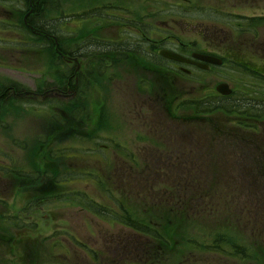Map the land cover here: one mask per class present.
<instances>
[{
	"label": "flooded vegetation",
	"instance_id": "1",
	"mask_svg": "<svg viewBox=\"0 0 264 264\" xmlns=\"http://www.w3.org/2000/svg\"><path fill=\"white\" fill-rule=\"evenodd\" d=\"M18 1L28 10L23 18L24 30L32 33L36 31L34 34L42 41L39 43L41 47L48 48L56 60L51 77L58 76L54 74L58 73L56 69L60 65L66 68V74H63L61 78L65 86L63 90L65 97L62 98L64 101H69L78 95V90L73 92L70 90L72 82L75 84L72 87L78 88L89 77L84 76V69L90 66V62H86L85 58L97 55L98 53H93L102 49L113 51V57L107 60L114 69L113 73L105 74L103 78L112 83V92L117 99L126 101L127 118L120 122L122 125L118 124L116 118L115 124L108 131H105L102 126L98 127V123L71 121L68 117L52 132L49 128H45L41 135L45 140H39L40 143L34 155L35 169L24 173L15 169H5L2 175L0 174V221L8 226L16 227L24 224L35 226L37 229L40 226H68L70 216L76 212L77 216L91 217L87 220L91 225L97 222V226L103 224L129 230L130 225L136 222L138 226L154 229L156 227L154 222L134 220L136 207L132 203L133 178L131 176L124 179L120 173H111L108 170L103 173L82 163L88 158L98 157L100 164L105 163L109 168L110 163L114 161L126 163L132 168L133 163L148 160L150 155H146L145 147L149 146L158 151L157 155H151L155 161L191 160L192 158L186 155L191 150L192 142L183 137L188 133L185 125L192 126L195 114L192 117L186 113L182 115V107H185L182 96L186 93L183 89L188 84L192 89H197L196 73L199 71L206 70L203 72L216 77L217 74L220 75L219 68L230 65L227 64L229 58L220 53H227V49L222 48L219 52V49L212 46L210 42H207L206 46L199 47L197 40L184 39L182 32L185 30L186 33L194 35L193 28L209 22L206 24L208 31H214L218 36L223 33L253 36L255 43L258 42L259 45L264 46V41L258 39L264 35V0H241L238 7L241 13L235 15L237 23L213 18L204 19L196 12H190V18L182 17L181 13H174L173 16H168L166 21L158 22L165 24L156 25L151 23V20L161 18L163 12L161 15L155 12L150 14L149 10L145 11L146 7L140 12L131 10L130 18L116 14L109 15L106 23L115 25L116 34L115 39L104 46L99 38L102 37V30L97 31L101 14L96 9H90L72 16V19L77 22L73 23L76 24L73 31L76 38L80 37V45H82L75 51H71L67 46L66 43L70 44L69 40L65 41V36L67 38L70 32L64 29L65 24L59 25V21L64 19L50 21L51 23H46L47 25L43 28H40L39 22H34L39 18L37 11L40 1L44 6L48 4L46 0ZM223 1L226 0H216L217 8L209 7L208 9L220 12L218 2ZM60 6V0H51V7H55L56 12ZM233 9L237 7L234 6ZM96 17L99 20H95ZM91 21L95 25L87 27L92 23ZM213 22L217 24L213 25ZM220 23L223 25H218ZM79 24L83 27L80 28ZM181 24L185 25L186 29L180 30ZM161 25H167V27L162 28ZM91 29H96L93 31L97 33L91 35ZM123 36L126 37L125 40L122 39ZM79 50L80 53H78ZM162 50L176 53L191 60V63L182 64L166 59L160 55ZM119 52H124V56L119 57L121 56ZM195 54L220 57L223 59V66L218 67L196 60L193 58ZM83 56L85 58L81 60ZM231 61L237 64L234 57ZM242 66L248 74L253 75L259 72L249 64ZM92 70L94 73H99L101 67L96 65L89 69V71ZM222 82L225 81L220 80L219 83ZM212 96L213 90L209 93V97ZM171 97L176 99L175 102L170 101ZM116 108L122 110L121 104ZM120 125L122 127H118ZM70 135H74L72 137L77 139L70 141ZM76 141L83 143L84 146L81 149L93 156H75L74 158L79 161L78 163L72 161L74 163L72 166L67 159L70 149L68 144ZM134 147L141 152H136ZM123 183H125L122 186L124 189L118 187ZM115 188L122 191H114ZM123 191L125 192L122 193ZM7 194H11L9 197L11 201H7ZM118 194L126 195V197L119 200ZM145 207L146 211L149 209L164 211V206L156 203H147ZM157 220L165 224L164 218ZM164 224H158L157 235L145 234L133 228L131 229L136 233L135 237L127 234V236L91 235L94 246L75 245L82 243L85 236L33 235L31 252L33 257L37 258L42 252L43 245L51 243L53 249L49 252L52 254L56 251L58 256L66 260L67 254L71 251H80L93 264H162L166 239L162 228ZM20 239H15L16 245H20L18 242ZM8 242H12V239H8ZM67 242L76 243L68 246ZM151 242H158V244L163 242V246H156ZM38 244H42V247H37Z\"/></svg>",
	"mask_w": 264,
	"mask_h": 264
},
{
	"label": "rangeland",
	"instance_id": "2",
	"mask_svg": "<svg viewBox=\"0 0 264 264\" xmlns=\"http://www.w3.org/2000/svg\"><path fill=\"white\" fill-rule=\"evenodd\" d=\"M46 1L48 3V8L44 7L40 1V5L37 11L39 18L35 19L34 22H40L42 20L50 22L58 20L59 18L64 19L63 21H59V25L61 26L65 24L64 29L70 32L67 35V38L65 36V41H67V39L69 40L70 44H66L71 51H75L78 47L82 46L80 45V37L76 38V34L73 31L74 27H76V24L73 23H75L76 21L72 19V16L77 15L83 11H87L90 9H96V11H99L98 8H101L102 13L100 14H104V12H108L107 10H103L104 8H112L114 10L108 12V15H106V17L116 14L117 16L130 18L129 13L131 10L140 12L146 7L145 11L149 10L150 14L154 12L158 13L159 11L164 10L166 14H171L174 11L182 13L183 16H191L188 13L191 10L190 2H188L189 0H60L61 7L59 8L58 12H56L57 9L55 7H51V0ZM202 1H205L206 3L203 4ZM163 3H165L164 8L162 6ZM240 3L241 0H226L223 2H218L219 9L221 11L216 12L210 11L208 9L209 7L217 8L216 0H193V5L195 7H198V10L196 9L198 11L197 14L200 13L198 15H200L201 17L230 21L231 23H237L235 15L241 13V10L238 9ZM234 6H236L237 9H234L233 11L227 10L232 9ZM21 10L22 7L20 6L18 0H11L9 2L0 0V96L4 94L3 92L6 88L11 87L16 88L18 92L31 91L39 93H44L46 90L51 88L65 89L61 78L63 74H66V68L60 65L56 69L58 73L54 74L58 76L51 77V74L46 73L47 67L42 69V65H44V62H38V60L33 61L30 53L26 51L29 49L30 45L27 46V44L25 43L24 34L20 32L19 29L17 30L18 33H15V28L12 25L17 22V19L15 18L14 14L20 13ZM26 10L27 8L23 9L24 12L22 14V22L23 18L25 17ZM232 14L233 17L229 18V16ZM95 20H99V18L96 17ZM166 20L167 19H163L162 17L155 18L151 20V23L156 25L165 24L158 22ZM99 21H101L100 24H98ZM99 21L96 23L99 26H97V31H99L98 29L102 30V37H99L101 44L103 46L109 45L111 40L115 39V25L105 23L103 21V18ZM204 23L205 24L197 25L196 28L192 29L193 32H195L194 35L186 33L185 30H183V28L186 29V26L181 24L182 29L180 30H183L182 37L186 40H197L199 47L206 46V43L210 42L212 46L214 45L219 49V52L222 48H228L230 51H233V54L231 56H229V54L225 52L220 53L222 55H225V57L229 59L234 57L235 61H239L243 65L249 64L250 66H252V68H255L257 70L259 69V71L264 73L263 45H259L258 42L255 43V41H251L250 39H246L245 42H243L241 41L243 36H240L238 38L232 37L231 34L229 35L224 33L218 36V34L214 33V31H208L206 24H208L209 22ZM215 24H217V22H213V25ZM94 25L95 23L92 22L91 24L87 25V27ZM218 25L223 24L220 23ZM78 26L80 28L83 27L82 24H79ZM160 27L166 28L167 25H161ZM9 28H12V33L9 32ZM93 30L91 29V35L97 33V31L94 32ZM122 39L125 40L126 37L123 36ZM258 39L260 41H264V35H261ZM78 53H80V50ZM95 53L98 54L95 56L92 55L87 58H85L84 56L80 58L81 60L85 58L86 62H90V66L84 69V76L88 75L89 77L79 86L78 95L72 97L69 101H64L60 96L57 97L55 96L56 94H52L51 96L46 97L44 101L38 102L39 104L35 103V101L30 102V104L28 102L24 103L21 101H16L17 98L13 95V93H11V91L7 92L5 96L3 95V101L0 100V110H5L3 116H1L0 114V174L3 173L5 169H15L17 167L19 171H22L29 166L32 158L26 156L25 150L27 149L29 150L28 152H33L32 156L34 157L37 151L36 145L38 136L41 135L45 126L49 125L51 129H54L56 127L54 123L57 116H60L64 120L67 119L66 117L71 118V115L77 112V117L79 115H82V117H84L86 114H90L92 123H98V127L102 126L105 131H108L110 127L115 124L116 118L118 124H121L120 122H122L124 118H127L126 101L124 99H117L116 95L112 92V83L103 78L105 74L109 75L113 73L114 69L109 65L110 61H107L108 59L113 57V51L111 52L110 50L102 49V51H96L93 54ZM119 53H121V56L119 57L124 56V52ZM48 57L50 61L55 64L56 60L51 53H49ZM96 65H100L101 67L99 73H94L93 70L89 71L90 68H94ZM48 69H52V67L48 66ZM219 72H221L223 76L217 74L216 77H212L211 75L207 76L208 74L196 73V75L198 74L196 76V79L199 80L201 79V77L204 78L205 88L207 90L211 89L213 91H215V87L220 82V80H224L230 83L235 88V90L237 89V87L240 88L239 82L246 81V83H248L250 81H254L252 80L253 77L250 75H248L244 79H240L238 76L242 75L241 69L237 68V66L234 68H220ZM45 74H48L46 75L47 77H44ZM118 74L121 75L120 73ZM42 77H44L46 81ZM72 85L73 82L71 83L70 90H73ZM202 86L197 85V89L195 90L190 87V84H188L187 87L183 89V91L186 93L184 94L185 96H182V100L187 102L198 101L199 103L202 102V104L204 105L205 101H202V98H204L206 95L202 93ZM188 91L190 93H188ZM252 92H260L262 96L264 87H261L260 84L254 86ZM216 97L217 102H220L221 98L219 96ZM172 98L173 97L170 98V101H172ZM259 98L261 100L264 99L263 96ZM120 104L122 110H118L116 108ZM188 109L189 107L186 109L185 107H182V115L186 113L189 117H192V115L194 114L193 112L187 111ZM151 124L154 123L151 122ZM194 124H196L195 126H197L196 121L194 122ZM121 125L118 127H122ZM254 125L261 130L264 127V120H259V122L255 123ZM200 137L203 138L202 135ZM150 138H152V135H150ZM145 149L146 155H150L147 158L148 160H145L144 162H135L133 163L132 168L126 163L117 161L110 163L111 166L109 168L105 163L100 164V162L98 161V157L88 158L86 161H83L82 164L91 166L92 169L95 168L96 170H100L103 173H105V171L107 170L111 173H120L124 179H128L131 176V178H133L132 203H134V206L136 207V209L134 210V220L149 223L154 222L155 226H159L158 224L164 223L157 220L150 209L146 211L145 204L151 203L150 201H147L148 198H150V194H148V191L150 190L153 183L157 180L161 181V183H159V186H156V188H158L155 190V192H153V196H168L169 190L172 189L173 186L171 184L174 183L176 175H182L183 172L188 171V169H190L191 172L192 167L188 168L189 161H186L187 159L184 158H182L184 159V161L180 162H172L167 160L155 161L151 158V155H157L158 151H156L151 146L145 147ZM134 150L136 152H141L140 150L136 149V147H134ZM71 154L75 155L76 152L71 151ZM258 156L264 157V153H258ZM72 161L73 159L70 160V165L73 166L74 163ZM198 166H202V169L206 170L203 166V163H198ZM162 169H165V171L168 170L170 177H166L165 175V177L161 178L165 173V171H162ZM124 185L125 183L120 184L118 187L122 188V186ZM160 185L162 186L160 187ZM78 188L81 187L78 186ZM114 191L122 190L115 188ZM124 192L125 191H123L122 193ZM7 197V201H11L9 200L11 194H7ZM117 197L119 198V200H123L126 195L118 194ZM88 217L84 216L83 218L82 216H77L76 212H74L73 215L70 216L71 220L68 226H40L38 229L35 226L24 224L18 227L5 226L0 222V241H2L1 245L3 246V248H0V264H62L64 263V261H66L65 264H93L80 251H71L70 253H68L66 256L68 261L62 256H58V253L56 251L51 254L49 252L50 247H52L51 243H45L43 245V249H41L42 252L38 254L39 256L37 258H35L33 257V253L28 247L30 243L34 242L31 240L34 237L33 235L36 236L38 234H53L61 237L73 234L76 236H85V239L82 240V243L75 242V244L73 242H67L66 244L68 246H71L73 244L78 246H94L95 243L92 242L91 235L96 234H122L124 236H136V233L131 228H129V230H126L125 228H113L105 226L103 224L97 226V222L91 225L87 222V220L91 219V217ZM207 221L210 222L212 220L207 219L206 222ZM179 223L180 222H178V219H175L173 224L168 225H173L174 228ZM155 228L159 231L158 227ZM176 234L175 230L173 234H170L172 243L178 241L179 239V236H177ZM9 238H12V244L11 242H8ZM16 238H21L20 241H18L21 246L15 244ZM151 243L153 244L154 242ZM154 245L163 246V242H159V244L158 242H155ZM184 245L187 249H190V246L186 242L184 243ZM37 247H42V244H38ZM162 264L229 263L225 261H217L211 256L203 255L202 253H192L191 250H186L183 253L174 255L172 254L168 257L166 254H164Z\"/></svg>",
	"mask_w": 264,
	"mask_h": 264
},
{
	"label": "trees",
	"instance_id": "3",
	"mask_svg": "<svg viewBox=\"0 0 264 264\" xmlns=\"http://www.w3.org/2000/svg\"><path fill=\"white\" fill-rule=\"evenodd\" d=\"M16 19L22 24L20 15ZM23 34L30 43L37 41L31 33ZM26 51L37 55L45 50L32 47ZM260 83L264 80L245 83V93L242 90L220 102L213 97V104H190L197 126L187 124L188 133L183 138L192 142L187 153L192 158L188 167L192 171L176 175L171 184L175 194L165 201H155L166 209L157 218H164L163 252L167 257L191 250L229 264H264V157L258 156L264 153V127L260 130L254 125L264 120V99L259 98L264 92L262 96L252 92ZM198 163H203L206 170ZM165 175L170 177L168 170ZM175 219L180 223L173 228L168 224ZM130 227L158 234L156 228L141 227L136 222ZM174 230L179 239L172 243L170 234Z\"/></svg>",
	"mask_w": 264,
	"mask_h": 264
},
{
	"label": "water",
	"instance_id": "4",
	"mask_svg": "<svg viewBox=\"0 0 264 264\" xmlns=\"http://www.w3.org/2000/svg\"><path fill=\"white\" fill-rule=\"evenodd\" d=\"M160 54L168 59L171 60H176V61H180V62H188L187 59L182 58L174 53L171 52H167V51H162L160 52ZM197 59H200L202 61L208 62V63H212V64H217V65H221L222 61L218 60L216 58H210V57H202V56H194ZM217 92L220 93L223 96H229L232 94V89L230 88V86L226 83H222L217 87Z\"/></svg>",
	"mask_w": 264,
	"mask_h": 264
}]
</instances>
